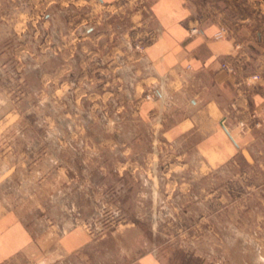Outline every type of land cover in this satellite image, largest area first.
<instances>
[{"label": "crops", "instance_id": "0c3cea01", "mask_svg": "<svg viewBox=\"0 0 264 264\" xmlns=\"http://www.w3.org/2000/svg\"><path fill=\"white\" fill-rule=\"evenodd\" d=\"M248 2L0 0V5L4 17L20 25L18 35H26L28 23L39 24L33 36L43 41L34 52L47 54L42 83L50 88L55 110L59 101L65 116L73 110L93 118L100 114L114 133L127 127L132 139L148 138L147 148L176 151L182 166L172 175L176 184L204 174L241 175L248 191L259 197L264 126L245 131L236 126L264 109V0L257 1V14L237 11ZM221 25L229 31L216 40L213 34ZM194 26L199 31L190 34ZM220 61L233 64L235 73L220 68ZM254 74L260 78L251 79ZM254 178L260 181L249 185ZM181 191L183 198L193 194L180 187L176 193ZM24 213L10 208L0 194V264L88 259L93 237L84 226L58 236L54 227L33 233ZM240 237L242 243L250 239L241 230ZM256 243L264 245V238ZM128 264L165 263L147 251Z\"/></svg>", "mask_w": 264, "mask_h": 264}, {"label": "rangeland", "instance_id": "374dc122", "mask_svg": "<svg viewBox=\"0 0 264 264\" xmlns=\"http://www.w3.org/2000/svg\"><path fill=\"white\" fill-rule=\"evenodd\" d=\"M257 1L237 11L257 14ZM5 13L0 5V194L25 211L33 233L90 231L88 259L62 264H128L147 251L165 264H264L256 243L264 238V186L258 197L241 175L176 184V151L147 148L148 138L132 139L127 127L114 133L100 114L65 116L59 101L55 110L42 83L47 54L34 52L43 41L33 36L39 24L18 35L20 25ZM177 185L193 194L183 198Z\"/></svg>", "mask_w": 264, "mask_h": 264}, {"label": "built area", "instance_id": "2783aa9c", "mask_svg": "<svg viewBox=\"0 0 264 264\" xmlns=\"http://www.w3.org/2000/svg\"><path fill=\"white\" fill-rule=\"evenodd\" d=\"M199 29L197 27H192L190 28L189 32L190 34H195L198 33ZM228 28L224 25H221L218 27V29L216 30V32L213 34V38L216 40H221L223 38H225L228 34ZM238 47V46H237ZM220 68L224 69L226 72L228 73H235L236 68L233 64L227 62V61H220L219 63ZM190 66L188 65L187 68H189ZM253 80H258L260 78V76L258 74H254L250 77ZM147 98H152L153 94L148 93L145 95ZM250 120L251 122H248L246 120L240 119L236 122V126L241 130V131H245L247 129L250 128H255V129H259L261 127L264 126V109L260 112V113H256V112H251L250 114ZM221 125L225 127L224 121H221ZM229 134V132H228Z\"/></svg>", "mask_w": 264, "mask_h": 264}]
</instances>
